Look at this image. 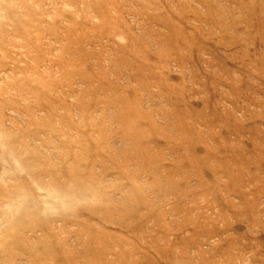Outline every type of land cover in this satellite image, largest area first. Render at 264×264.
<instances>
[{
  "label": "rangeland",
  "instance_id": "rangeland-1",
  "mask_svg": "<svg viewBox=\"0 0 264 264\" xmlns=\"http://www.w3.org/2000/svg\"><path fill=\"white\" fill-rule=\"evenodd\" d=\"M0 264H264V0H0Z\"/></svg>",
  "mask_w": 264,
  "mask_h": 264
}]
</instances>
